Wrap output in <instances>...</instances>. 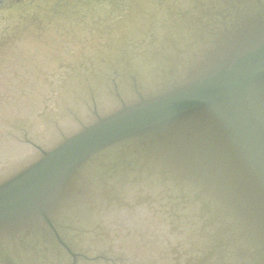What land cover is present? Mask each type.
Wrapping results in <instances>:
<instances>
[{
  "label": "water",
  "instance_id": "obj_1",
  "mask_svg": "<svg viewBox=\"0 0 264 264\" xmlns=\"http://www.w3.org/2000/svg\"><path fill=\"white\" fill-rule=\"evenodd\" d=\"M0 263L264 264V0H0Z\"/></svg>",
  "mask_w": 264,
  "mask_h": 264
}]
</instances>
